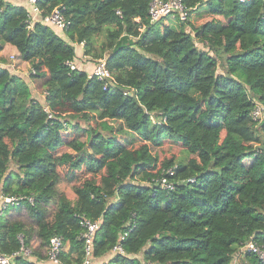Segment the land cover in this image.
<instances>
[{
    "label": "trees",
    "instance_id": "obj_1",
    "mask_svg": "<svg viewBox=\"0 0 264 264\" xmlns=\"http://www.w3.org/2000/svg\"><path fill=\"white\" fill-rule=\"evenodd\" d=\"M150 1L37 0L29 26L27 0H0V52L15 45L44 93L0 53V138L16 134L7 155L17 166L6 176L4 163L0 187L21 197L0 209V252L39 239L12 264H44L53 235L60 264H83L82 216L99 220L89 264H264L244 248L252 239L264 249V119L251 117L264 107V0H183L189 15L216 16L199 25L176 17L178 28L151 22ZM56 7L66 29L42 19ZM94 28L104 35L98 53L94 36H82ZM81 42L82 54L104 56L107 89L66 63ZM64 88L76 89L70 105ZM136 136L144 143L134 146ZM165 139L182 155L157 168L153 150ZM60 167L68 181L87 175L74 201L57 186ZM163 174L172 188L156 180ZM21 207L27 221L9 213Z\"/></svg>",
    "mask_w": 264,
    "mask_h": 264
},
{
    "label": "built area",
    "instance_id": "obj_2",
    "mask_svg": "<svg viewBox=\"0 0 264 264\" xmlns=\"http://www.w3.org/2000/svg\"><path fill=\"white\" fill-rule=\"evenodd\" d=\"M31 10L28 12V23L29 26L33 24V20L37 15H40V8L37 6V0H27ZM245 1V0H239ZM117 13H120L117 10ZM188 9L185 7L183 0H151L148 6V16L151 22H154L162 17H178L181 20H186L188 18ZM42 19L46 22H49L61 29H66L69 25V20L66 19L65 15L59 8L52 9L48 14L42 16ZM81 44H83L81 42ZM13 57V55H11ZM66 63L72 68L78 67L74 60L66 61ZM31 72H34V69L31 68ZM89 76H93L101 82L103 89L108 88V81L111 78V72L107 67L106 61L104 58L99 59L93 66L91 71L88 73ZM251 117L254 120H263L264 119V107L260 103L254 104L251 110ZM165 172L169 175L174 173V167H168L165 169ZM161 185L172 188L173 184L169 181L165 174L156 178ZM16 196H11L5 194L0 188V209L5 207L6 204L17 201ZM29 200H32L30 197ZM80 224L84 228L82 237L84 240V249H85V259L83 264H89L92 259V250H93V238L96 229L99 226V220H90L82 216ZM124 235L121 236L123 238ZM246 251H251L256 253L261 259L264 260V249L260 248L255 242L250 239L244 245ZM61 249V237L58 235H53L50 237L49 242L46 247V257L51 264H60L59 262V251ZM114 251L119 253L123 252V249L120 244H117L113 247ZM31 249L24 245L21 239V245L18 250L14 251L11 254H5L0 252V264H12L13 257L18 254L29 255Z\"/></svg>",
    "mask_w": 264,
    "mask_h": 264
},
{
    "label": "rangeland",
    "instance_id": "obj_3",
    "mask_svg": "<svg viewBox=\"0 0 264 264\" xmlns=\"http://www.w3.org/2000/svg\"><path fill=\"white\" fill-rule=\"evenodd\" d=\"M213 16V14L210 13H201L199 15L198 12H192L189 17H188V21L194 25H199L200 23H203L209 19H211ZM219 18H221V16H217ZM164 19H166V22L172 26H174L175 28H178L181 24L180 20L175 18V17H164ZM251 26V25H249ZM187 29H190L189 25L187 24ZM87 35H92V37L94 36V44H92L91 46V50L92 53H98L100 51V43L101 41L104 39V35L103 32L94 28L93 30L87 31V32H83L82 36H87ZM76 46V52L79 56L78 59H76L77 65L80 69H85L87 70V72L89 73L92 69V66L101 58H94L92 57L90 54H82V50H83V44L80 47L79 44L75 43ZM2 55L5 57V59H7V64L8 67L16 73H19L20 75H22L23 77L26 78L27 81H29V84L31 85V90L34 91V94L39 95V97H41V99H43L44 97V93L42 91H38L34 88L33 83L30 79V70H31V66L29 64L28 61L23 60L22 58L19 57L18 55V48L15 45H12L11 43H7L5 45V47L1 50ZM11 55H13V57H11ZM104 58V56H103ZM222 66L221 63H219V67L218 69L221 70ZM71 91H76L75 88H64V93L65 96L67 98V104L70 105L69 101V92ZM69 110H73L70 106H68ZM101 117H105L103 114ZM79 123L83 124V121L81 119L78 120ZM90 123L93 124L92 119L90 120ZM220 131L216 132L217 134H219ZM16 134L14 133H5L3 134V136L0 138V168L3 169L4 167V163L7 164L9 166V168L7 169V171H5V175L8 176L7 174L11 171H14L12 169L17 170V166L15 164L14 161H8V155H7V150H8V146L10 144V140L13 139L15 137ZM81 135V134H80ZM220 135L222 136V133L220 132ZM84 137H86L85 135H83ZM144 141L142 139H140L139 137H135L134 140V146H138L143 144ZM31 147H33V144L29 145ZM130 146V145H127ZM63 150L66 149L65 147L62 148ZM155 150H153V152L157 153V168L161 167L162 162L165 159H169L171 157H179L182 155V145L181 143L177 142V143H173L170 142L169 139H165L163 141V144L161 146L155 147ZM59 172L61 174V177L59 182H58V188L59 190H61L62 192H64L67 197L70 199V201H74L77 194L75 191V187L80 183V181H82L83 177H86V174H83L82 172L78 173V176H76L72 181H68L66 178V170L63 167L59 168ZM13 178V181H15V178L13 176V174H11V176L9 175V178ZM1 188V187H0ZM10 215H12L13 217L16 218H20L23 219L24 221H27L29 218L28 213L26 212V210L21 207V209H11L10 210ZM39 245V239L37 238L36 235H33L31 241H30V247L31 249L37 247ZM42 251H44V253L46 252V246L43 247ZM101 259V258H99ZM236 260V259H235ZM234 260V261H235ZM94 261V260H93ZM92 261V262H93ZM101 260H97L95 263L92 264H99Z\"/></svg>",
    "mask_w": 264,
    "mask_h": 264
},
{
    "label": "crops",
    "instance_id": "obj_4",
    "mask_svg": "<svg viewBox=\"0 0 264 264\" xmlns=\"http://www.w3.org/2000/svg\"><path fill=\"white\" fill-rule=\"evenodd\" d=\"M165 21H166V20H165ZM41 262L44 263V264H50V263L48 262V260H46V259H45V260H42Z\"/></svg>",
    "mask_w": 264,
    "mask_h": 264
},
{
    "label": "water",
    "instance_id": "obj_5",
    "mask_svg": "<svg viewBox=\"0 0 264 264\" xmlns=\"http://www.w3.org/2000/svg\"><path fill=\"white\" fill-rule=\"evenodd\" d=\"M249 240H250V239H249ZM249 240H248V241H249Z\"/></svg>",
    "mask_w": 264,
    "mask_h": 264
}]
</instances>
